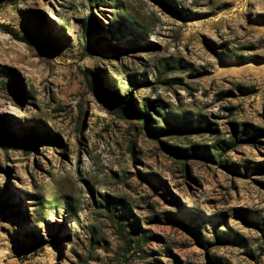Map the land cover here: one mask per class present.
Here are the masks:
<instances>
[{"label":"rangeland","instance_id":"rangeland-1","mask_svg":"<svg viewBox=\"0 0 264 264\" xmlns=\"http://www.w3.org/2000/svg\"><path fill=\"white\" fill-rule=\"evenodd\" d=\"M0 264H264V0H0Z\"/></svg>","mask_w":264,"mask_h":264},{"label":"trees","instance_id":"trees-1","mask_svg":"<svg viewBox=\"0 0 264 264\" xmlns=\"http://www.w3.org/2000/svg\"><path fill=\"white\" fill-rule=\"evenodd\" d=\"M97 1H98V0H97ZM92 24H93V19H92V17H90V16L87 17L86 20H85V23H84L85 27H89V28H90V26H91ZM5 30H6L7 33H9L10 35H12V37H13L14 39H16V40H18V41H24V42H29V41H30V42H31L30 39L25 38V37H22L18 31H16L15 29L11 28L10 26H5ZM88 34H89V32H88ZM129 99H130V96H128V97L125 99V102H124V103L118 102V101H116V100H114L113 103L116 104V105H118V106H124V109H125L127 112L133 114L134 116H137V117L141 118V121H142L143 127H144L145 129H147L148 126H149V122H150V118H149V116H148L147 114H142V113L137 112V111H135L134 109H132V107L130 106ZM122 104H123V105H122ZM155 107H156V106H155L154 103H150V105H149V109H150V110H154ZM163 116H167V114H166V113H163ZM162 118H163V117H162ZM162 120H163L164 122H165V121L168 122V119H164V118H163ZM244 127H245V125H244ZM154 128L156 129V127H153V131L155 130ZM156 130H157V129H156ZM244 132H245V130H243V133H244ZM241 138H242V135L238 137V139H241ZM232 144H234V143H229V142H225V143H223V144L221 143L217 148H218V150H220V151H225L227 148H229V146H232ZM164 145H165V144H164ZM173 153L176 154L177 156L189 157V155H187V154H182V153H180V150H179V149H174V150H173Z\"/></svg>","mask_w":264,"mask_h":264}]
</instances>
